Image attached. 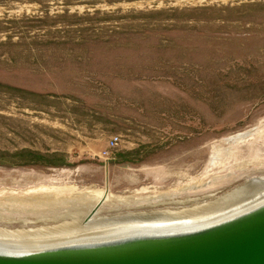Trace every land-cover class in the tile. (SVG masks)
Returning a JSON list of instances; mask_svg holds the SVG:
<instances>
[{
	"label": "rangeland",
	"instance_id": "rangeland-1",
	"mask_svg": "<svg viewBox=\"0 0 264 264\" xmlns=\"http://www.w3.org/2000/svg\"><path fill=\"white\" fill-rule=\"evenodd\" d=\"M261 143L264 0H0L1 199L38 203Z\"/></svg>",
	"mask_w": 264,
	"mask_h": 264
},
{
	"label": "water",
	"instance_id": "water-1",
	"mask_svg": "<svg viewBox=\"0 0 264 264\" xmlns=\"http://www.w3.org/2000/svg\"><path fill=\"white\" fill-rule=\"evenodd\" d=\"M0 264H264V143L38 203L0 198Z\"/></svg>",
	"mask_w": 264,
	"mask_h": 264
},
{
	"label": "trees",
	"instance_id": "trees-1",
	"mask_svg": "<svg viewBox=\"0 0 264 264\" xmlns=\"http://www.w3.org/2000/svg\"><path fill=\"white\" fill-rule=\"evenodd\" d=\"M31 153V156L37 157L40 156L41 157V153L40 152H36L35 150H29ZM65 162V159L61 156H57V155H53V158H48L46 163H63Z\"/></svg>",
	"mask_w": 264,
	"mask_h": 264
},
{
	"label": "built area",
	"instance_id": "built-area-1",
	"mask_svg": "<svg viewBox=\"0 0 264 264\" xmlns=\"http://www.w3.org/2000/svg\"><path fill=\"white\" fill-rule=\"evenodd\" d=\"M114 140H115V137H110V138L107 140L105 146H111V145L115 142ZM102 151L105 152V149L103 148Z\"/></svg>",
	"mask_w": 264,
	"mask_h": 264
},
{
	"label": "bare ground",
	"instance_id": "bare-ground-1",
	"mask_svg": "<svg viewBox=\"0 0 264 264\" xmlns=\"http://www.w3.org/2000/svg\"><path fill=\"white\" fill-rule=\"evenodd\" d=\"M50 187H52V186H48L47 188H50ZM38 189V188H37ZM45 190V189H44ZM46 190H48V189H46ZM87 190V189H86ZM32 191V190H31ZM50 191V190H49ZM37 192V191H36ZM35 192V193H36ZM47 192V191H46ZM82 192V191H81ZM52 194V193H51ZM16 195V194H15ZM19 195V194H18ZM35 195V194H34ZM41 195V194H40ZM63 195V194H62ZM14 196V195H13ZM17 196V195H16ZM11 197V196H10ZM33 197V196H32ZM14 198V197H13ZM42 198V197H41ZM18 199V198H17ZM14 200V199H13Z\"/></svg>",
	"mask_w": 264,
	"mask_h": 264
}]
</instances>
